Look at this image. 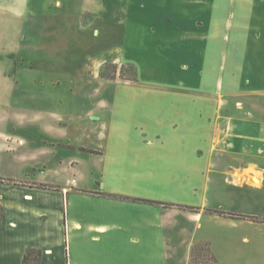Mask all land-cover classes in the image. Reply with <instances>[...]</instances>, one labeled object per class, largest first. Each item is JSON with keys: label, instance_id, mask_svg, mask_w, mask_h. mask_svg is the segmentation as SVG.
<instances>
[{"label": "rangeland", "instance_id": "374dc122", "mask_svg": "<svg viewBox=\"0 0 264 264\" xmlns=\"http://www.w3.org/2000/svg\"><path fill=\"white\" fill-rule=\"evenodd\" d=\"M138 2L0 0V8L22 18L17 51L14 45L5 46L17 54L15 88L2 105L3 121H9L0 123V131L24 140L16 156L0 155L6 167H0V174L34 178L43 170L49 176L58 172L61 181H78L74 189L83 197L78 221L105 225L111 236L103 241L107 253L102 264H131L127 249L133 245L124 232L130 226L142 229V219L157 218V212L176 227L165 231L167 264H264V0L157 1L168 22L184 33H197L199 40L188 49L203 58L197 61V78L210 89L198 85V90H174L173 97L209 106L199 108L203 127L191 162L199 170L129 172L134 180L118 186L129 196H111L102 191L99 154L106 141L98 128L102 121H113L115 87L136 82L134 67L119 60L118 51L125 27L139 19ZM21 5L25 7L19 14ZM5 27L8 35L11 29ZM182 78L181 83L190 82ZM207 111L214 113L206 117ZM35 116L43 122L32 121ZM46 122L54 125L55 133L65 134H46ZM18 157L21 161L14 162ZM10 163H16V170L9 171ZM160 179L165 185L147 182ZM1 213L0 208V222ZM148 240L152 244L154 238ZM26 254L24 264H39V250L27 249ZM93 263L87 253L85 264Z\"/></svg>", "mask_w": 264, "mask_h": 264}, {"label": "crops", "instance_id": "0c3cea01", "mask_svg": "<svg viewBox=\"0 0 264 264\" xmlns=\"http://www.w3.org/2000/svg\"><path fill=\"white\" fill-rule=\"evenodd\" d=\"M147 1L138 2L136 16L139 15V19L132 26L125 27L123 46L118 51V59L134 67L137 82H126L115 87L110 107L113 121H102L98 128V136L106 141L104 152L99 154L102 191L111 196H129V192L118 190L120 185L128 186L129 179L134 180L129 178V172L199 170L196 164L191 163L197 157L199 128L203 127L199 108L209 106L200 105L197 100L173 98L177 95L174 90H198V85H201V90L210 89L204 88L197 78L200 74L197 61L203 58L196 51L188 49L189 43L198 45V36L197 33H184L175 28L172 21L168 22L163 16L165 11L158 7L157 1L160 0L154 4ZM24 7H17L19 14ZM131 17L129 15V20ZM21 22L20 15L14 17L0 8V100L5 99L0 104V123L8 120L3 121L6 114H3L5 106L2 105H7L11 100L15 88L12 67L17 48L14 43H20ZM5 26L11 29L8 35L4 34ZM6 44L14 45L16 51L5 47ZM2 46L10 50L6 52ZM188 51H191V55L187 54ZM187 61L191 64L185 67ZM183 76L189 77L190 82L181 83ZM166 92L170 94L169 99L165 98ZM123 94L126 96L122 97ZM120 112L125 116H120ZM213 113L207 111L204 114L207 117ZM31 120L43 122L36 116ZM44 125L46 134H65L64 131L55 133L54 125L50 122ZM205 138L211 139V135ZM23 141L18 135L0 131V155L16 156ZM124 153L126 158L122 159ZM16 160L21 161L19 157L14 162ZM3 162L0 160V167ZM15 164H9V171ZM37 166L45 168L47 164ZM66 170L70 171V168ZM38 171L39 175L34 178L27 174H0V264H22L27 249L41 252L39 264H85L87 253L89 257L92 256L93 264H102L101 261L106 259L104 253H107L103 249V241H110L111 236H108L105 225H81L78 221V206L83 197L74 187L79 182L71 184L73 179L69 177L61 181L58 172L49 176L43 170ZM121 173L126 175L122 176L123 181L120 182L118 178ZM147 182L157 187L165 185L161 179ZM172 202L178 201L173 199ZM155 215L158 217L149 216L146 221L142 219V229L130 226L124 232L128 244L131 240L133 245V249H127L131 254V264H167L169 246L165 231L176 227L174 223L168 224L161 213ZM149 237L154 238L152 244H149ZM85 244H93V248L87 250ZM136 252L138 255H134Z\"/></svg>", "mask_w": 264, "mask_h": 264}, {"label": "trees", "instance_id": "16d2710c", "mask_svg": "<svg viewBox=\"0 0 264 264\" xmlns=\"http://www.w3.org/2000/svg\"><path fill=\"white\" fill-rule=\"evenodd\" d=\"M136 77H137V76H136ZM135 81L137 82V78H136ZM27 253H28V252H27ZM26 258H27V254L23 257V264L25 263Z\"/></svg>", "mask_w": 264, "mask_h": 264}, {"label": "bare ground", "instance_id": "6f19581e", "mask_svg": "<svg viewBox=\"0 0 264 264\" xmlns=\"http://www.w3.org/2000/svg\"><path fill=\"white\" fill-rule=\"evenodd\" d=\"M255 182V181H254Z\"/></svg>", "mask_w": 264, "mask_h": 264}]
</instances>
